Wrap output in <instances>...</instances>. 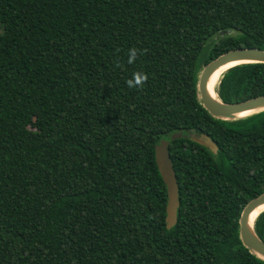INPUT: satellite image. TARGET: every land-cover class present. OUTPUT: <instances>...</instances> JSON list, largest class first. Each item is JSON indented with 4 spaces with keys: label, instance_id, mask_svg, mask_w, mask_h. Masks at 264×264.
<instances>
[{
    "label": "trees",
    "instance_id": "1",
    "mask_svg": "<svg viewBox=\"0 0 264 264\" xmlns=\"http://www.w3.org/2000/svg\"><path fill=\"white\" fill-rule=\"evenodd\" d=\"M235 49L264 50V0H0V264H264L240 236L264 194V112L219 120L198 90ZM137 71L148 80L129 88ZM216 94L264 96V63L230 68Z\"/></svg>",
    "mask_w": 264,
    "mask_h": 264
},
{
    "label": "water",
    "instance_id": "2",
    "mask_svg": "<svg viewBox=\"0 0 264 264\" xmlns=\"http://www.w3.org/2000/svg\"><path fill=\"white\" fill-rule=\"evenodd\" d=\"M233 30L220 31L219 35H232ZM264 63V50L260 49H235L229 51L217 59L210 62L202 71L198 90L203 107L210 115L219 120L235 121L264 112V96L256 97L247 101L228 104L221 101L217 95L210 92V82L212 77L219 71L224 74L230 68L242 65ZM229 68L223 70L228 65ZM222 74V75H223ZM183 137V132L174 134L171 141L179 140ZM192 140L197 144L216 152V143L206 134L194 135ZM170 141L162 140L155 148L156 163L161 177L167 186L168 204L166 223L167 229H172L178 222V209L180 207L179 185L177 175L171 160ZM264 211V194L253 199L245 207L240 219V236L243 245L256 257L264 261V241L255 231V221ZM256 217L253 218V215Z\"/></svg>",
    "mask_w": 264,
    "mask_h": 264
},
{
    "label": "clouds",
    "instance_id": "3",
    "mask_svg": "<svg viewBox=\"0 0 264 264\" xmlns=\"http://www.w3.org/2000/svg\"><path fill=\"white\" fill-rule=\"evenodd\" d=\"M142 53L140 52L139 49L133 47L129 49L128 51V63L132 64L136 61L138 55H141ZM116 67H120L119 61L115 62ZM148 80V75L147 73L137 71L133 73V76L131 79H128L126 81V84L129 88H142L143 85L147 82Z\"/></svg>",
    "mask_w": 264,
    "mask_h": 264
},
{
    "label": "bare ground",
    "instance_id": "4",
    "mask_svg": "<svg viewBox=\"0 0 264 264\" xmlns=\"http://www.w3.org/2000/svg\"><path fill=\"white\" fill-rule=\"evenodd\" d=\"M231 65H233V64L228 65V66L225 67L223 70L229 68ZM222 72H223V71H222ZM222 72L219 71V72H217V73L212 77V80H211L210 85H209V86H210V92L212 93V95H217V94H216V87H217V85H218V82H219V80H220L222 74H223ZM256 214H257V213H255V214L253 215V218L256 217Z\"/></svg>",
    "mask_w": 264,
    "mask_h": 264
}]
</instances>
